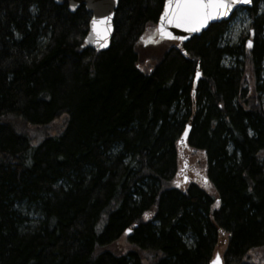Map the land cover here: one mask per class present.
Segmentation results:
<instances>
[{
  "label": "trees",
  "instance_id": "16d2710c",
  "mask_svg": "<svg viewBox=\"0 0 264 264\" xmlns=\"http://www.w3.org/2000/svg\"><path fill=\"white\" fill-rule=\"evenodd\" d=\"M164 2L119 0L98 51L84 6L0 0V264H264V0L236 43L239 10L148 38Z\"/></svg>",
  "mask_w": 264,
  "mask_h": 264
},
{
  "label": "water",
  "instance_id": "95a60500",
  "mask_svg": "<svg viewBox=\"0 0 264 264\" xmlns=\"http://www.w3.org/2000/svg\"><path fill=\"white\" fill-rule=\"evenodd\" d=\"M56 4H67L71 12H76L81 6L91 14L89 21V29L85 37L87 46L98 50L105 51L110 48L111 39L114 32V18L115 12L119 5V0H53ZM165 0L162 12L157 20L156 36L159 40H175L179 42H187L195 36H200L208 27L215 22H222L230 20L235 12L240 8L252 6L251 2H238L234 4L227 16L218 17L215 12L211 13L208 21L199 26L198 31H189L187 27H177L175 23H168L161 21L160 17L165 13ZM175 7V4H173ZM163 25L164 31L161 32L160 28ZM183 37V39H181ZM199 73V72H198ZM200 76V73H199ZM199 76L195 80L198 81ZM190 125H188L183 133V141H186L189 133ZM216 260L217 264H222V259L219 254L209 263Z\"/></svg>",
  "mask_w": 264,
  "mask_h": 264
},
{
  "label": "snow or ice",
  "instance_id": "6c2138e0",
  "mask_svg": "<svg viewBox=\"0 0 264 264\" xmlns=\"http://www.w3.org/2000/svg\"><path fill=\"white\" fill-rule=\"evenodd\" d=\"M238 2L241 0H168L165 4V13L160 19L175 23L177 27H187L189 31H198L199 26L211 17L212 12H215L218 17L227 16L232 6ZM243 2L248 3L251 0H243ZM160 31H164L163 25ZM197 76H199L198 72ZM212 264H217V261L214 260Z\"/></svg>",
  "mask_w": 264,
  "mask_h": 264
},
{
  "label": "rangeland",
  "instance_id": "374dc122",
  "mask_svg": "<svg viewBox=\"0 0 264 264\" xmlns=\"http://www.w3.org/2000/svg\"><path fill=\"white\" fill-rule=\"evenodd\" d=\"M250 29V19L248 17L247 11L245 10H239L237 14L230 20L229 22V29L227 33L224 35V40L227 43H236L239 40V37L241 35L246 34ZM149 36L153 38L154 40L156 39V32H149L148 33V38ZM169 44V43H168ZM151 63L153 62H146L143 66L145 69L149 68L151 66ZM187 160V163H182V169L183 175L185 177L188 175L189 179H197L201 178L202 172H204V159L202 155L198 152H192V151H184V158ZM182 159V160H183ZM187 164V165H186ZM130 248V245L126 241V236H122L118 241H116L114 245L115 251L118 253H125L128 249ZM224 249V246H221L218 248L215 254H220L222 256V251ZM259 251V250H258ZM258 253V252H257ZM262 256L260 257L261 259H264V249L259 251V254ZM144 264H149V263H144Z\"/></svg>",
  "mask_w": 264,
  "mask_h": 264
},
{
  "label": "bare ground",
  "instance_id": "6f19581e",
  "mask_svg": "<svg viewBox=\"0 0 264 264\" xmlns=\"http://www.w3.org/2000/svg\"><path fill=\"white\" fill-rule=\"evenodd\" d=\"M198 68H199V66L197 67V69H198ZM198 72H199V71H198ZM196 73H197V72H196ZM199 73H200V72H199ZM200 76H201V75H200ZM200 76H199V77H200ZM196 78H197V75H196V77H195V80H196ZM195 80H194V86H195ZM196 83H197V81H196ZM188 125H190V124H188ZM188 125H187V126H188ZM190 126H191V125H190Z\"/></svg>",
  "mask_w": 264,
  "mask_h": 264
}]
</instances>
